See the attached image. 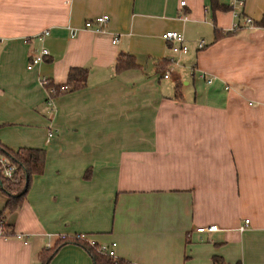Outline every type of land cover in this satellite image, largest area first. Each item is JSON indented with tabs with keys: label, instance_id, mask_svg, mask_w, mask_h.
Masks as SVG:
<instances>
[{
	"label": "crops",
	"instance_id": "crops-1",
	"mask_svg": "<svg viewBox=\"0 0 264 264\" xmlns=\"http://www.w3.org/2000/svg\"><path fill=\"white\" fill-rule=\"evenodd\" d=\"M230 3L0 0V144L44 151L21 205L0 215V264H43L78 233L133 264H264V0L239 20ZM104 14L102 31L83 27ZM121 54L137 66L117 72ZM72 67L85 84L48 106L40 79L64 84ZM47 264L93 263L65 243Z\"/></svg>",
	"mask_w": 264,
	"mask_h": 264
},
{
	"label": "trees",
	"instance_id": "trees-1",
	"mask_svg": "<svg viewBox=\"0 0 264 264\" xmlns=\"http://www.w3.org/2000/svg\"><path fill=\"white\" fill-rule=\"evenodd\" d=\"M258 24L264 25V20ZM216 36H218V33ZM135 66H137V64L134 56L130 54H121L117 58L115 70L119 72L123 69ZM87 73L88 71L85 67H72L68 70L67 81L64 84L70 85L71 88L69 91L78 89L85 84ZM0 152L6 154L15 167L12 180L4 178L0 173V190L6 196V202L0 212V215H2L3 211H15L21 205L32 175L40 173L41 171L44 160V151L32 148L13 151L0 144ZM65 243H76L81 245L90 255L93 264H133L124 259L102 253L97 250L96 246H89L84 241H74L70 238L59 240L52 248H50V250H48V252H45L43 264H47L56 249Z\"/></svg>",
	"mask_w": 264,
	"mask_h": 264
},
{
	"label": "built area",
	"instance_id": "built-area-1",
	"mask_svg": "<svg viewBox=\"0 0 264 264\" xmlns=\"http://www.w3.org/2000/svg\"><path fill=\"white\" fill-rule=\"evenodd\" d=\"M246 0H231V10L233 12V16L236 20H239L241 17V12L237 9L241 8L244 6ZM181 5H184L185 2L181 1L180 2ZM108 15H100V16H96L93 19H89L86 20L84 22V28L86 29H92V30H96V31H102L108 21ZM243 22L248 25V26H252L253 25V21L251 18L249 17H245L243 18ZM238 26V23H235L234 28ZM70 35L71 36H75L77 33V29L75 28H71L69 30ZM48 35V31H43L40 34H38L37 36H35V38L39 41H42L43 38L45 36ZM163 39H165L166 41L172 43L171 44V50L175 53H186L188 50V46L185 43L184 40V36L182 35L181 32L175 31V30H167L166 32H164L162 34ZM112 42H116V38L114 37V39L112 40ZM204 43L202 41H199L197 43V47L198 49L203 48ZM48 55V50L46 48H40L38 50V52H36L34 55L31 56L30 61L28 63V68H31L32 66L40 63L45 56ZM164 78H168L169 77V73L163 74ZM202 77L204 78L205 75L202 74ZM205 81L207 84H210L213 79L210 77H205ZM40 83L44 86V88L47 91V98H46V103L47 105H51L53 99L58 96L61 93L67 92L70 90V85H66V84H61V85H56L53 84L52 82L48 81L45 78H41L40 79ZM51 133H48V136H50ZM15 171V167L14 164L10 161V158L4 154L0 152V173L2 174V176L8 180H12L13 178V174ZM249 219H245L243 221V224L238 228L240 231L244 230L246 228V226L248 225ZM218 230L216 225H209V226H204V227H198L196 229V231L198 233H202V232H214ZM16 237L21 238V235H16ZM68 237L65 235H62L59 237V240H63V239H67ZM70 239L74 240V241H84L86 242L89 246H96L97 250L102 252V253H106L110 256H113L114 252H113V246L115 245L114 243L111 244V247L108 248L106 245L104 244H98L97 242H95L92 239H89L88 236H86L85 234H75L73 235ZM51 245H48V248H51Z\"/></svg>",
	"mask_w": 264,
	"mask_h": 264
}]
</instances>
